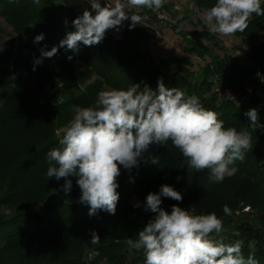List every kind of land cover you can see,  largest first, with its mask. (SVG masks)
I'll return each instance as SVG.
<instances>
[{
  "label": "trees",
  "instance_id": "1",
  "mask_svg": "<svg viewBox=\"0 0 264 264\" xmlns=\"http://www.w3.org/2000/svg\"><path fill=\"white\" fill-rule=\"evenodd\" d=\"M196 2L210 9L216 0ZM85 8L90 9L86 0H40L39 5L33 0H0L3 17L18 33L20 43L31 51L39 48L51 50L58 46L68 32L75 30L72 22L82 15ZM143 10L152 13L150 9ZM128 12L134 14L133 10ZM130 24L131 20L123 23L118 30L119 36L108 30L102 42L94 46L81 43L78 51L59 47L52 58L61 63L79 59L89 68L85 72L95 73L116 89L126 90L131 84L138 83L141 88L147 84L156 90L160 80L168 88L179 87L187 95L198 96L205 108L219 113L225 127H235L238 131L247 129L252 138L251 149L243 161L235 162L238 171L233 177L214 183L209 182L208 169L200 172L191 169L177 176L170 160L163 155L164 148H174L172 142L153 143L140 158L138 166L131 171L125 170V176L118 182L119 201L115 214L98 211L90 216L89 206L79 202L81 191L76 183L77 177L69 178L72 188L66 195L62 190L65 180L57 181L47 176V152L59 147L60 138H56L54 130L62 125L64 119H71L72 107L92 106L96 91L78 96L69 102V107L61 104L51 108L37 104L34 98L37 92L15 91L11 96L13 104L10 109L0 114V264H79L85 262V250L97 251L98 256L106 257L110 264H144V256L140 255L143 253L130 250L127 239H137L139 231L155 213L141 206H132L130 199L138 193L142 197L145 180L153 174H160L165 184L182 195L185 191L186 206L182 205L185 209L193 206V200L199 206L203 201L209 208L211 198L219 200L220 196L234 204L228 205L232 209L241 199L251 204L253 198L264 194V99L255 94L251 98L252 108L258 112V126L251 129L244 114L245 105L222 99L213 90L215 82H218L233 91L244 92L245 83L253 81L255 88L264 95V43L256 42V37L264 31V16L253 14L248 28L238 32L248 46L250 65L228 52L223 58L211 55L201 39L219 45V37L207 28L190 32L188 35L197 42L191 46L190 52L205 60V65L196 71L187 67L184 59L178 56L159 57L155 61L141 48L150 34L144 26L138 24L130 29ZM40 34L44 39L34 42ZM10 53L8 51L2 56L3 61L9 60ZM206 57H210V61ZM257 72L260 76L252 80ZM29 73L37 78L38 84L47 82L48 76L38 73L34 66ZM17 132V137L12 136ZM29 136L35 137L39 143L31 153H28L32 148ZM19 142L24 147H17ZM203 188L205 194L214 195L208 194L204 199L200 194ZM161 199V207L169 212L177 202L170 198ZM218 209L217 216H226L230 221L228 225L223 221L225 242L242 239L245 257L251 251L248 245H253L255 259L264 264V214L261 226L257 227L247 220H236L233 214L225 215L220 203ZM196 210L200 214L201 209ZM233 230L239 231L240 236H233ZM93 231L100 237L96 245L91 244Z\"/></svg>",
  "mask_w": 264,
  "mask_h": 264
},
{
  "label": "clouds",
  "instance_id": "2",
  "mask_svg": "<svg viewBox=\"0 0 264 264\" xmlns=\"http://www.w3.org/2000/svg\"><path fill=\"white\" fill-rule=\"evenodd\" d=\"M36 5L40 0H33ZM85 2V0H76ZM90 9L73 20L75 30L66 34L58 46L41 50V56L51 58L59 47L78 51L82 43L94 46L102 42L110 29L119 30L131 19L130 29L141 25L143 18L129 14L122 0H86ZM166 0H127L131 7L160 9ZM264 16L262 0H216L203 14L204 23L211 34L229 36L244 32L251 17ZM67 23V21H65ZM44 35L35 37L40 42ZM72 57H69L71 59ZM41 59L34 61L35 65ZM250 128L258 126V112L252 108L244 113ZM59 147L47 152V176L65 180L62 190L67 195L72 188L70 177H77L81 191L79 202L89 206V215L98 211L115 214L119 201L117 191L120 167L131 171L153 143L165 144L169 140L180 150L189 170L208 169L209 182H222L238 168L251 149V134L247 129L225 127L220 114L205 108L196 95H187L179 87L168 88L163 80L156 90L147 84H131L125 89H106L98 93L94 107L79 109L64 128ZM155 163V160H153ZM162 197L182 201L181 192L167 184L159 193L146 196L145 210L155 213L138 233L137 239H127L130 250L142 252L144 264H259L255 249L248 256L243 253L244 241L236 239L226 243L225 226L215 212L195 214L177 205L166 211L161 207ZM139 207V205H137ZM225 215L230 208L223 207ZM232 235L239 237V231ZM100 242L96 232L91 233V244ZM99 253L88 252L87 259Z\"/></svg>",
  "mask_w": 264,
  "mask_h": 264
},
{
  "label": "rangeland",
  "instance_id": "3",
  "mask_svg": "<svg viewBox=\"0 0 264 264\" xmlns=\"http://www.w3.org/2000/svg\"><path fill=\"white\" fill-rule=\"evenodd\" d=\"M101 2H111V0H101ZM262 2L264 3V0ZM122 3L126 5V11L133 10L134 14L140 15L143 18L141 25L150 34V38L143 43L141 48L144 52L151 55L155 61L159 57L178 56L184 59V64L192 71H196L198 67L205 65L203 58L190 52L191 46L196 45L197 42L196 39H192L188 34L190 32L201 31L203 27L208 29V26L204 23L203 14L209 8L200 6L196 0H166L163 7L151 9L152 13H147L142 7L128 6L127 0H122ZM129 20L131 19L129 18ZM110 31L119 36L118 30L110 29ZM216 35L219 37V45L210 40L201 39V42L209 48L211 55L223 58L225 53L228 52L245 64L250 65L248 46L244 43L243 37L238 35V32L229 36ZM256 42L264 43V31L256 37ZM42 49L46 50L39 48L31 51L24 47L19 41L18 33L15 32L14 28L3 17L0 10V114L10 109L13 104L11 96L15 91H20L21 93L37 92L34 97L37 100V104L45 106V108H51L61 104H67V107H69V102L72 103L78 96L86 95L87 92L95 90L97 95H95V101L90 106L94 107L98 99V93L101 90L113 88L106 80L95 73L85 72L89 71V68L83 61L76 59L61 63L52 57H42ZM8 51H11L9 60L3 61L2 56ZM36 59H41L42 63L35 65L34 61ZM206 59L210 61V57H206ZM33 66L38 73L48 76L47 82L38 84L37 78L29 73V69ZM258 76H260V72H257L252 80ZM253 84V81H247L243 88L244 92H236L215 82L213 90L222 99L234 101L239 106L245 105L244 112H247L254 107L251 100L254 94L256 97L264 99L263 93L258 88H255ZM81 108L84 107H72L71 119H64L62 125L56 127L54 130L56 138H62L64 128L73 120L76 112ZM16 134H12V136L17 137L19 133L17 132ZM28 138V141L32 143V148L28 152L31 153L34 149L38 148L39 143L33 136H29ZM16 146L20 148L24 147L21 142L17 143ZM163 155L167 160H170L171 166L175 169L177 176H182L183 172L190 171L185 158L178 148H164ZM179 158L181 159L179 160ZM125 170L122 166L120 167L121 174L118 177V182L125 176ZM234 175L226 176L225 178L233 177ZM145 182V187L142 188V197L139 193L131 197L130 203L132 206L139 205L145 208L146 196L150 192L159 193L160 187L165 185L164 178L160 174L150 175ZM201 191L203 193L200 192V194L203 195L204 199L208 194L214 195L213 193L205 194L206 190L204 188ZM183 193L184 195L186 194L185 191ZM184 195H182L183 200L177 201L174 205L180 207L182 205L186 206ZM220 197L219 200H215L214 197L211 198L209 208L203 201H201V206H199L193 200L191 210L195 214H197L196 209L199 208L201 209L199 211L200 214L218 213L219 203L223 207L225 205H234L231 201ZM237 204V206H233L230 209L231 214H233L232 216L237 218L236 220H247L255 223L257 227L261 226V217L264 214V194L260 193L258 197L253 198L251 204L242 199ZM221 219L226 221V225L230 224L228 217L223 216ZM140 255L142 256L143 254ZM87 256L88 252L85 250V262L79 264H110V261L106 257L97 255L94 259L89 260ZM58 264L70 263L59 262Z\"/></svg>",
  "mask_w": 264,
  "mask_h": 264
}]
</instances>
